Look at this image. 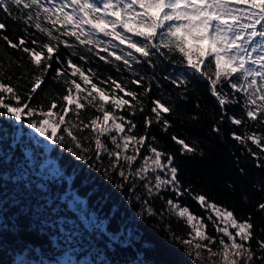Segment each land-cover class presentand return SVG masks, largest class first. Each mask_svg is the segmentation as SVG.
<instances>
[{
    "label": "snow or ice",
    "instance_id": "obj_1",
    "mask_svg": "<svg viewBox=\"0 0 264 264\" xmlns=\"http://www.w3.org/2000/svg\"><path fill=\"white\" fill-rule=\"evenodd\" d=\"M0 13L24 25L23 35L14 40L4 34L7 20H0V40L22 54L11 60L22 69L15 84L5 83L12 77L0 69V115L17 122L27 118L28 127L53 144L69 141L67 151L76 160L88 162L94 155L92 167L99 164L97 170L105 179H112L110 174L119 177L114 186L120 190L134 193L142 182L147 196L164 199V211L189 229L177 235L168 227L167 242L182 247L194 264H264V227L256 228L251 213L238 217L234 210L182 185L174 156L159 149L157 137L150 135L154 124L168 132L171 122L165 116L173 106L159 98L150 99V110L145 104L157 66L177 65L182 71L166 74L163 80L182 89L181 100L188 99L194 81H206L220 109L212 132L220 133L225 122L243 127V132L231 131L229 136L256 168L264 169V0H0ZM61 46L68 50L66 55L60 54ZM93 58L116 72H128L130 78L104 76L87 66ZM148 69L153 70L151 77ZM50 70L63 93L50 98L47 106H33ZM156 86L160 87L158 80ZM21 87L27 91L21 92ZM232 104H239L240 115L229 114ZM88 109L94 114L85 118ZM138 112L144 114L142 134H137L132 119ZM171 140L182 156H205L196 142L176 135ZM253 187L264 190V184ZM164 191L175 198L165 199ZM186 194L205 217L179 202ZM255 210L264 215V201ZM145 212L156 214L150 207ZM209 224L215 235L207 231ZM144 243L148 250L155 247L150 240Z\"/></svg>",
    "mask_w": 264,
    "mask_h": 264
},
{
    "label": "trees",
    "instance_id": "obj_2",
    "mask_svg": "<svg viewBox=\"0 0 264 264\" xmlns=\"http://www.w3.org/2000/svg\"><path fill=\"white\" fill-rule=\"evenodd\" d=\"M0 20H7L5 35L14 40L23 35L21 22L7 19L3 13ZM67 51L61 46L62 56ZM21 55L0 40V69L12 77L11 81L5 79V83L15 84L16 75L22 69L11 60ZM73 59L81 63L78 58ZM87 66L96 68L104 76L130 78L128 72H116L96 58ZM181 71L177 65L167 62L155 69L156 80L152 81L153 88L145 104L150 110V99L159 98L171 104L173 112L165 116L171 122L168 132L154 124L150 135L157 137L159 149L174 156L184 187L234 210L238 217L251 213L256 228L264 227V215L255 210L264 201V190L253 187L264 184V169L256 168L253 159L229 136L231 131L243 132V127L225 122L220 125V133L212 132L220 109L207 90V82L194 81L189 86L188 99L181 100L178 94L182 89L163 80L164 75ZM146 74L151 77L153 70L148 69ZM157 80L160 87L156 86ZM24 83L20 81L21 85ZM130 87L136 89L135 85ZM20 90L27 91L23 87ZM63 90L60 83L53 81L50 70L31 104L47 106L49 99ZM227 110L229 114L242 113L239 104L229 105ZM3 111L0 109V113ZM89 114H94V110L88 109L85 118ZM192 115L198 119L193 121ZM143 116L138 112L132 117L137 134L143 133ZM28 122L27 118L17 122L7 114L0 115V264H140L141 261L143 264H194L182 247L167 242L168 227L177 235H184L189 229L164 211V199L149 198L142 182H137L134 193L116 188L114 184L120 178L110 174L112 179H105L103 171L97 170L99 164L97 168L92 167L96 162L94 155L88 162L76 160L67 151L69 141L63 146L59 142L53 144L29 128ZM172 135L189 143L196 142L205 156H182L180 146L171 140ZM108 163L105 156L104 166ZM229 184L233 187L229 188ZM161 195L165 199L175 198L167 191ZM145 200L147 205L143 203ZM179 202L196 215L206 216L190 195H184ZM146 207L156 214L149 216ZM207 231L215 235L211 224ZM149 240L155 246L152 250L144 243Z\"/></svg>",
    "mask_w": 264,
    "mask_h": 264
}]
</instances>
